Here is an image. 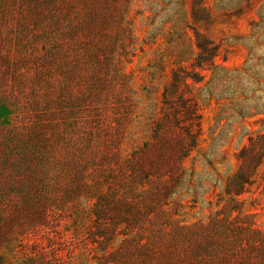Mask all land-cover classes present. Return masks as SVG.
I'll return each mask as SVG.
<instances>
[{
	"label": "rangeland",
	"instance_id": "rangeland-1",
	"mask_svg": "<svg viewBox=\"0 0 264 264\" xmlns=\"http://www.w3.org/2000/svg\"><path fill=\"white\" fill-rule=\"evenodd\" d=\"M0 264H264V0H0Z\"/></svg>",
	"mask_w": 264,
	"mask_h": 264
}]
</instances>
